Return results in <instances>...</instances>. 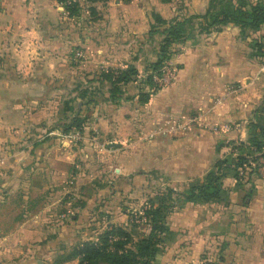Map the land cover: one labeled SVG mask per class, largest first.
I'll list each match as a JSON object with an SVG mask.
<instances>
[{"label":"crops","instance_id":"0c3cea01","mask_svg":"<svg viewBox=\"0 0 264 264\" xmlns=\"http://www.w3.org/2000/svg\"><path fill=\"white\" fill-rule=\"evenodd\" d=\"M25 1L27 0H0V86H3L0 88V102H6L4 108L0 109V143L12 139L11 129L18 125H21L25 133L34 131V128L39 130L50 125L55 128L53 130L61 132L63 128V121L60 120L59 116L61 102L65 99H74L76 95L74 88L77 86L78 79L84 77L83 74H94L99 71L98 67L128 66L131 57L130 50L121 43L122 39H116L114 36L109 40L107 38L109 33L111 34L117 29L119 19L123 20L127 15L134 14L142 20L146 18L147 21H150L153 11L157 10L166 19L179 13H176L172 4L160 0H138V3L135 0L136 5L135 2L128 5L126 13H124L125 7L122 6V3L117 4V0H114L110 10L105 4L102 7L96 6L101 12L99 13L103 15L102 18L106 20L104 29L100 31V34L83 35L81 38L80 35L77 37L69 36L62 34V32L58 33L53 30L50 31L49 28H44V25L48 24L47 27L56 28L59 31L57 20L61 21L62 7L56 0L50 2L52 5L50 11L52 12L46 9L47 3L44 2L46 0H37L39 5L35 9L39 10V15L30 12L33 8L32 6L29 7V4L25 5ZM32 1L36 5V0ZM208 2L209 0H191V9L199 13L204 12L208 7ZM201 4L204 5L202 9L195 8ZM29 16H33L34 19H29ZM65 17L67 16L65 15ZM89 17L84 16L83 20L86 21ZM111 18L117 24L114 30H109L106 26H109L107 21L109 22ZM30 21H37L38 23L31 25ZM55 22L56 24H53ZM36 24H40L42 27L37 28ZM237 33L238 29L233 25H228L222 31L212 35L214 45L218 44L214 47L219 53L225 54L223 60L216 63L205 65V63L190 60L188 55L194 47L190 48L184 54L185 67L180 70V79L172 89V91H176L175 93H156L151 95L148 102L140 105L137 103L139 98L136 96L118 99V102L96 96L93 100L96 104L91 103L90 107L86 109L85 102L78 97L79 102H83L78 107L79 112L88 111L89 113V110L91 112L93 121L87 122V130L96 129L98 134L102 135L115 122L118 128H123L127 124L134 128L138 126L140 127L139 133L154 132L158 130L156 128L172 133L171 128L177 129L172 120L179 116L180 126L178 130H175L176 133H180L179 137L173 138L172 136L171 139L166 138L164 141H151L147 147L167 148L170 150L168 151L169 155L172 156L173 154L174 156L172 150L179 146L182 149L179 155L184 160V165L191 166V175L185 169H178L176 166L172 168L171 165L173 164L167 161L165 163L168 168L171 166L170 171L180 176L186 175V179H189V176L194 178L202 175V172L209 169L223 154L216 150L217 139L234 138L238 135L237 132L243 130L246 124L242 118L249 119L248 115L251 113L249 108L258 101L255 96L260 98L259 104L264 102V67H261V72L255 69V74L260 72L258 76L260 81L256 77L250 81L248 80L249 73L254 72L252 63H249L251 66L245 65L242 71L234 62L236 59ZM77 40L80 41V44L83 42L87 47L85 50L86 58L80 64L73 65L69 47L70 43L73 41L76 43ZM4 54H7L8 57L17 55L16 62L18 65L14 78L8 74V64L3 63L2 55ZM20 73L24 74L23 80L17 79ZM208 75L209 80L205 81L203 76ZM244 79L250 82L249 90L256 91L245 94L248 100L242 99L239 97L240 95L234 96L229 92L227 99L224 98L223 100L221 97V103L214 104V107L212 105V111L209 113L198 112L212 103L211 98L213 96L216 98L219 94H224V86ZM257 85H259V90L256 88ZM244 103L247 106L239 112L236 107L238 105L243 106ZM137 104L140 108H135L138 106ZM132 108H134L133 111L137 110L138 112L141 108L145 110L146 113L142 115L141 119L147 120L148 123H141L140 118H138L139 115H136L137 119L133 115L129 117ZM202 113L209 124L219 121L232 126L237 124L238 120L236 119H240L242 121L239 124L241 128L239 130H236L237 128L232 129L226 134L227 136L214 134L216 136L212 139L216 140H209L207 143L202 140V135V137L198 135L204 131L203 127L192 120V115ZM76 115L75 112L72 117ZM195 120H198L197 116ZM192 134H196L197 138L191 136ZM54 146L48 140L36 142L25 158H20L15 164H12L14 169V173L10 176L12 182L20 181L15 174L18 169L23 172L31 166V171L26 175V179L22 180L24 187L22 193L26 203L25 208H23L25 216L27 213L34 215L27 216L28 218L16 227L18 231L10 232L4 237V240H0V244L6 243V240L12 238L17 239L18 242L26 243V245L31 242L34 248L30 252L33 256H28L21 264H34L40 254L43 255L55 246L67 245L68 240L81 241L88 233V228L84 227L86 218L83 219V217L90 216V210L93 207L92 200L85 196L82 191L76 190L75 187L70 192L71 187L68 185L70 175L67 171L68 167L72 165L74 155H79L80 152L84 151V148L80 147V151L75 150V153H71V149L65 147L60 153H55ZM149 159V165L146 167L149 169L148 171L158 169L156 154L151 156L149 154ZM80 165L76 167H80ZM34 166L36 170L42 168L41 173L45 177V185L42 189H40L38 180L32 179L31 172L34 170ZM71 167L78 177L83 174L80 168L74 171L75 168ZM125 179L117 180L116 188L121 190L126 189L128 184L130 188L132 187L130 184L133 186H142L143 184L140 174L134 175L132 183L127 184L128 180ZM138 180L139 183L137 184ZM227 181L233 183L232 179ZM70 182L73 183L74 180H70ZM12 188L11 190H14L15 186ZM68 192L69 196H72L70 195L72 193L85 199L79 207L83 216L78 218L76 212H73L75 220L66 222V218L62 219L52 237L45 241L43 232L39 231L37 226L30 225V221H38L41 215L52 211L53 205ZM45 197L49 201L47 204L44 202ZM51 198H54L52 202H50ZM29 202L31 204L27 205ZM167 223L170 233L165 244V250L157 255V264H200L206 259L213 260L215 264H264V186L254 189L235 188L226 192L223 199L212 202H199L197 200L186 202L168 215ZM60 248L61 246L59 247V254L54 258L55 261H58L54 264H79L78 258L63 261L64 250ZM54 252L56 253V250L49 254L52 255Z\"/></svg>","mask_w":264,"mask_h":264},{"label":"rangeland","instance_id":"374dc122","mask_svg":"<svg viewBox=\"0 0 264 264\" xmlns=\"http://www.w3.org/2000/svg\"><path fill=\"white\" fill-rule=\"evenodd\" d=\"M52 1L53 0L44 1L47 3V5L49 3V6L46 5V9H49V12H52L50 11V8H52L50 2ZM56 1L62 7L61 21H58L59 19L57 20L59 31H57L56 28L54 29L52 27H47L48 24H45L44 28H49L50 31L53 30L54 32L58 33L62 32V34H68L69 36L77 37L80 35L81 38H83V35L87 36L88 34H100V31L104 29V23L106 20L102 18L103 15L100 14L101 12L96 6L99 5L102 7V5L105 4L107 5V9L110 10L114 3V0H72V2L78 3L80 10L78 14L70 16L68 11L65 9L64 4L59 0ZM160 1L172 4L176 13L179 12L178 15L176 14L172 18H165L166 20L201 15L205 13L208 8L207 7L204 12L199 13L198 11H192V5H190L191 0ZM116 2L117 4L122 3V6L125 7L123 12L126 13L127 6L133 4L135 0H117ZM25 3V5L29 4V7L32 6L33 9L30 10V12L39 15V10L35 9L39 5L37 0L36 5L32 0H27ZM203 7L204 5L201 4L195 8L200 10ZM92 9H94V12ZM154 13L160 14L162 16V14L157 10L153 11V14L151 15L152 20L150 21H147L146 18L142 20V18L134 14L129 16L127 15V17H125L123 20L119 19L117 22L118 25L115 24L116 21H114L112 18L109 22L107 21L109 26H106L109 30H114V27L117 25L115 32H112L111 34L109 33L107 36L108 40L112 36H114L116 39H122L121 43L124 46L126 45L125 48L130 50L131 57L129 58L128 66L123 67L121 65H111L106 68L98 67L97 69H99V71L96 73H86V75L83 74V78L80 77L78 79L76 84L77 86L74 88L76 91L74 99H65L60 105L59 116L60 120L63 121V128L61 129L62 133L58 130H53L55 128H52L51 125L45 128H40L39 130L34 128V131L31 130L30 132L25 133L21 125H18L11 129V136H13V138L0 143V240H4L6 235L18 229L16 227L20 223L24 222L28 217L34 215L27 213L28 217L25 216L26 214L23 208H25L24 205H26V203L24 202L22 193L24 189L22 186V180L26 179V175L29 174V171H31V166H29L27 170L23 172L18 169L15 174L18 176L20 181L12 182L10 180V176H12V173H14L12 164H15V162L20 158H25L30 152V148L34 146L36 142H40L42 140H48L52 146L55 145L53 147L55 153H60L65 147H69L71 149V153H75V150L80 151V147L84 148V151L80 152L79 155H74L72 158V165H70L71 163H68L70 166L68 167L67 171H69L70 175L68 179V185L71 187L70 192H72V188L75 187L76 190L82 191L85 196L90 197V200H92L93 207L92 210H90V216L87 215L86 217H83V219L86 218V225H84V227L88 228L89 234L87 233L85 238L81 241L77 240L75 242L73 239L72 241L68 240L69 242L67 245L64 244L63 246V244H61L53 247L50 250H47L43 255L40 254L37 257V260L34 262V264H38V260H40L39 264H54L58 261H55L54 258L57 256V254H59L60 246V249L64 250V254H62V256H70L74 249L77 248V245L86 240L98 241V236L100 233L112 226H122L126 228V230L132 235L133 241L137 242L140 240V238H142V236H145L149 232L148 221L145 218V210L151 207L152 203L150 201L152 199L157 196L165 197L167 201L173 199L175 203L172 204L175 206L170 208V213H172L176 208L182 206L180 204L182 193L191 187L194 180L202 178L208 171L215 167L216 162L209 169L203 171L202 175L196 176L194 178L189 176V179H186V175H184V177L170 171L171 166L172 168L176 166L178 169H185L186 172H189L191 175V166H186L183 164L184 160H182L179 155V153L182 152V149H180L179 146L178 148L172 150L174 156L173 154L172 156L169 155L168 151L170 150L167 148L155 149L147 147V144H149L151 141H164L166 138L171 139L172 136L173 138L177 136L179 137L180 133L175 132V130H178L180 126V118H178L179 116H177V118H173L172 120L173 125L177 128H171V130H173L172 133L160 128H156V130H158L154 132L139 133L140 127L138 126H135L134 128L132 125L127 124L123 128H118L116 127V123L113 122V126H109L106 133L100 135L96 129L87 130L86 128V126H88L87 122L89 123L90 121H93L91 119L90 110L89 113L88 111L81 113L78 110V107H80L82 105L81 103L83 102L86 104L85 109L89 108L91 103H94L89 99H91L90 96H92L91 93H93L91 91H96L98 87L101 88L102 91H100V94H96L95 97L98 96V98L101 99L103 97H110L111 91L109 83L107 81L102 83L100 82L101 73L107 71L110 68H127L131 65L138 68L137 79L132 80L131 82L122 86V96L120 99L125 97L134 98L135 96L139 98V94L141 92H146L151 97V95L156 93L176 92L175 90L172 91V89L174 86H176V82L180 79V70L185 67L184 54H186L190 48L192 49V47H194L192 52L188 55L190 60L205 63V65L208 63L219 62L225 57V54H222L221 52L219 53L216 47H214L218 44L214 45L212 35L222 31L228 25L223 26L221 30H213L208 33L199 29V19L194 18V25H190L189 27L190 33L187 40L181 44H178L177 48L173 51V53H171L169 58L164 61L163 66L159 70L154 71L152 66L158 58L157 56L159 54V47L164 37L162 27L155 29L154 33L150 34L154 24ZM65 15L67 17H65ZM84 16L90 17L85 21L83 20ZM29 19H34V17L29 16ZM30 23L31 25H34L38 22L30 21ZM53 24H56V22ZM229 25H233L236 29H238V39L235 47L236 59L234 62H236L239 70H241L245 65L247 66L250 65L249 63H252L254 72L249 73L250 76L248 77V80L251 81V79L256 77L257 80L260 81L258 76L260 75L261 67H264V60L252 54V51L254 50L252 41L254 38H259L264 35V25L258 30H249L248 32L251 34L246 39L242 37L239 26L235 24ZM36 27L39 28L42 26H40V24H36ZM85 50H87V47L83 44V42L80 44L79 40H77L76 43L74 41L70 43L69 54L73 60V65L80 64L81 61L86 58ZM2 56L4 58V62H1L8 64V74L12 75L14 78L18 65L16 62L17 55L14 57H8L7 54H4ZM147 68L149 69L146 70ZM255 69L260 70V72L255 74ZM149 74L152 76L151 81H148ZM19 75L20 76L17 79L20 78L23 80L24 74L20 73ZM203 78L205 81H207L209 80V75L203 76ZM249 83L250 82L247 81V79H244L238 80L235 83H231V85L226 87L224 86L225 93L223 94L220 92L221 94L216 96V98L213 96L211 98L212 103L205 109H201L198 112L209 113L212 111V105L214 107V104L216 105L217 103H221V97L223 100L224 98L227 99L229 92L234 94V96L240 95L239 97L245 100V94L248 92L250 94L256 92L249 90ZM0 88H3V86H0ZM256 88L259 90V85H257ZM83 90H88V94L83 96ZM78 97L80 99L82 98L83 102L80 103L77 99ZM255 98H258V101L255 103V105L253 104V107L249 108L251 112L248 115L249 119L242 118L243 121H245L244 124H246L244 125L243 130H241V132H237L238 135H236L234 138L229 137L226 140L221 138L220 140L217 139L216 150L220 153H223L219 159L227 158L232 160V164H235V161L239 155H245L250 158L252 156L256 157V159L252 157L254 160L250 163L252 167V163H256L257 167H253V172L248 171L247 174V170H244L243 175L245 176H243L239 174L238 169V175L234 176L228 174V176L224 178V187L226 192L235 188L243 189L244 187H247L249 189H254L259 188V186H264V175L258 170V163L261 161V158H264V154H262V151L258 150L256 145H253L251 141V138L255 134L253 133L252 123L261 121L264 124V117L261 115V109L264 106V102L259 104L260 98L258 96H255ZM117 100L118 99L112 101ZM138 100L139 101L137 103L139 105L146 103L142 102L140 98ZM246 100H248V98H246ZM5 103L6 102L4 101L0 102V109L4 108ZM139 105L135 108H140ZM238 106L236 109L240 112L245 108V106H247V104L245 105L244 103L243 106ZM133 109L134 108H132V111L130 109L131 113H129L128 116L130 117L132 115H139L138 118H140V122L147 124V120L145 121L141 119L142 115L146 113L145 110L141 108L138 112L137 110L133 111ZM75 112L77 114L76 116L81 118L80 125L78 127L70 126L69 128L67 125L70 123L71 119L73 118L72 115ZM203 113L192 115V120L194 122H198L200 127H203L204 131H201L202 134L198 133V135L200 137L203 136L202 140L207 143L209 140H216L212 139L214 136H216L214 134L226 135L232 129L237 128L236 130H239L241 128L239 124H241L242 121L240 119H236L238 120V122L235 120L237 124L232 126L225 122L221 123L219 121L215 122L214 124H209V122L206 121L207 119L204 118L205 115H203ZM196 116L198 120H195ZM136 132H138V134H136ZM191 136L197 138L196 134H192ZM38 139H40V141H38ZM111 141L121 144L107 146L109 143H111ZM149 154L150 156L152 154H156L158 169L148 171L149 169L146 168L148 167L150 161ZM167 161L173 164L171 166L169 165L170 168H168L167 164L165 163ZM77 165H80V167H76ZM71 166L75 168L74 171L80 168L83 174L78 177V175L72 171ZM33 169L34 170L31 172L32 179L34 181L38 180V183L41 186L40 189H42L45 185V177H43L41 173L42 168L36 170V167L34 166ZM135 174H140L143 184L142 186H133V184H130L132 186L130 188L128 183L133 182L132 179L134 178ZM120 178H126L128 180L127 181L125 179L128 184L126 189L120 190L119 188H116L117 180ZM228 179H232L233 183H229L227 181ZM70 180H74V182L72 183ZM136 183L138 184L139 180ZM13 186H15V189L11 190L13 189ZM171 189L174 191L172 196L173 198H167V192ZM70 195L72 196H69L68 192L67 195H64L62 199L60 198L61 200L57 201V203L53 205L52 211L41 215L38 218V221H30V225L33 227L37 226L39 231L41 230L43 232L45 241L52 237L54 231H56V228H58V224L62 221V219L66 218V222L75 220L73 217L75 212L78 218L83 216L79 207L82 205L85 199L83 197L73 195L72 193ZM53 199L54 198H51L50 202H52ZM44 202L45 204L49 202L47 197L44 198ZM158 203L159 202H155L154 205L157 206ZM30 204L31 202L27 203V205ZM33 230H35V228H33ZM32 245L33 244H31V242H29L28 245L21 241L18 242V240L15 238L6 240V243L4 242L0 244V264H21L28 258V256H33L30 252V250L34 248ZM55 250V254H49ZM157 257L158 256H156V258Z\"/></svg>","mask_w":264,"mask_h":264},{"label":"trees","instance_id":"16d2710c","mask_svg":"<svg viewBox=\"0 0 264 264\" xmlns=\"http://www.w3.org/2000/svg\"><path fill=\"white\" fill-rule=\"evenodd\" d=\"M59 1L64 4L70 16L79 13L80 7L77 2ZM92 11L94 12V9ZM153 17L154 24L150 34H153L155 29L162 27L164 35L159 47L158 58L152 66V69L157 71L178 44L187 40L190 33L189 27L194 25V18L199 19V29L208 33L213 30H221L225 25L235 24L240 27L242 37L246 39L251 34L248 32L249 30H258L264 25V0H210L206 12L201 15L166 20L160 14L154 13ZM252 42L254 49L252 54L264 60V35L254 38ZM100 77L101 83L107 81L110 85L111 95L108 99L116 100L122 96V86L137 79L138 68L133 65L127 68H110L102 72ZM151 79L152 76L149 74L148 81ZM100 91L102 90L99 87L96 91H91L93 93L89 100H95V95L100 94ZM87 94L88 90H83L82 95ZM139 98L142 102H148L150 95L141 92ZM261 115L264 117V106L261 109ZM80 122L81 118L74 116L67 126L69 128L70 126L78 127ZM252 128L255 133L251 138L252 144L256 145L258 150L264 154V124L261 121L255 122L252 123ZM252 157L256 159L255 156ZM252 157L239 155L235 164H232V160L227 158L218 159L212 170L202 178L194 180L191 187L182 193L180 204L193 200L212 202L223 199L226 193L224 178L228 174L238 175L240 167L247 170V174L248 171L253 172L254 168L250 165L254 160ZM173 193L172 189L169 190L167 198H171ZM150 202L152 203L151 207L145 210L149 232L140 240L134 242L130 232L122 226L108 227L100 233L98 241L86 240L80 243L70 256L63 258V261L79 258V264H157L156 256L166 248L165 244L170 233L167 217L171 212L170 208L175 206L172 204L175 201L173 199L167 201L165 197L157 196ZM155 202H159L157 206L154 205ZM206 260L214 263L213 260Z\"/></svg>","mask_w":264,"mask_h":264},{"label":"built area","instance_id":"2783aa9c","mask_svg":"<svg viewBox=\"0 0 264 264\" xmlns=\"http://www.w3.org/2000/svg\"><path fill=\"white\" fill-rule=\"evenodd\" d=\"M252 165H253V167H257L256 163H252ZM258 170H259V172H261L264 175V158H261V161L258 163ZM239 174L240 175L244 174V168L243 167L239 168ZM263 179H264V176H263ZM200 264H212V263H210V261L205 260V261H202Z\"/></svg>","mask_w":264,"mask_h":264},{"label":"water","instance_id":"95a60500","mask_svg":"<svg viewBox=\"0 0 264 264\" xmlns=\"http://www.w3.org/2000/svg\"><path fill=\"white\" fill-rule=\"evenodd\" d=\"M115 145H120V143L111 142V143L109 144V146H115Z\"/></svg>","mask_w":264,"mask_h":264}]
</instances>
